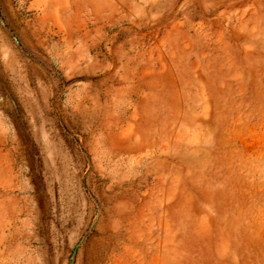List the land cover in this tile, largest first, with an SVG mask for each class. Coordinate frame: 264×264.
Here are the masks:
<instances>
[{
    "label": "rangeland",
    "instance_id": "rangeland-1",
    "mask_svg": "<svg viewBox=\"0 0 264 264\" xmlns=\"http://www.w3.org/2000/svg\"><path fill=\"white\" fill-rule=\"evenodd\" d=\"M0 264H264V0H0Z\"/></svg>",
    "mask_w": 264,
    "mask_h": 264
}]
</instances>
